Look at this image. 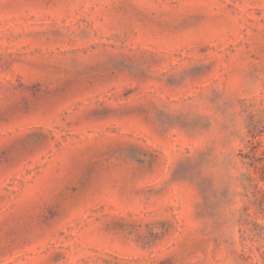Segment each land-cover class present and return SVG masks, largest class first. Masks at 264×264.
I'll list each match as a JSON object with an SVG mask.
<instances>
[{
    "label": "rangeland",
    "instance_id": "rangeland-1",
    "mask_svg": "<svg viewBox=\"0 0 264 264\" xmlns=\"http://www.w3.org/2000/svg\"><path fill=\"white\" fill-rule=\"evenodd\" d=\"M264 264V0H0V264Z\"/></svg>",
    "mask_w": 264,
    "mask_h": 264
},
{
    "label": "trees",
    "instance_id": "trees-1",
    "mask_svg": "<svg viewBox=\"0 0 264 264\" xmlns=\"http://www.w3.org/2000/svg\"><path fill=\"white\" fill-rule=\"evenodd\" d=\"M163 262H166V260H159L157 264H162Z\"/></svg>",
    "mask_w": 264,
    "mask_h": 264
}]
</instances>
